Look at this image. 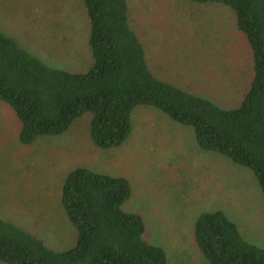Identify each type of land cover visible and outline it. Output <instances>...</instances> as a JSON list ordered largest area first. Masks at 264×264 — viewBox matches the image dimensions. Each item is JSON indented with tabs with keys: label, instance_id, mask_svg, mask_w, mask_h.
Segmentation results:
<instances>
[{
	"label": "rangeland",
	"instance_id": "rangeland-1",
	"mask_svg": "<svg viewBox=\"0 0 264 264\" xmlns=\"http://www.w3.org/2000/svg\"><path fill=\"white\" fill-rule=\"evenodd\" d=\"M127 1L154 74L223 107L239 104L248 88V62L237 57L243 84L234 91L229 81L236 73L210 36L229 29L230 13L179 0ZM0 27L50 65L73 73L89 67L87 26L74 0H0ZM91 117L85 114L60 136L21 146L20 124L0 103L2 219L53 250L71 249L76 235L60 207L61 186L73 168L84 166L128 180L131 195L122 210L143 218L144 241L162 248L170 264H209L194 240L203 212L222 211L246 241L264 249V197L248 169L201 150L190 127L148 106L134 110L124 145L98 150L88 136Z\"/></svg>",
	"mask_w": 264,
	"mask_h": 264
},
{
	"label": "trees",
	"instance_id": "trees-1",
	"mask_svg": "<svg viewBox=\"0 0 264 264\" xmlns=\"http://www.w3.org/2000/svg\"><path fill=\"white\" fill-rule=\"evenodd\" d=\"M179 1L218 6L232 15L225 33L211 30L210 36L217 38L214 51L225 54L223 63L236 73L229 81L234 91L243 81L237 57L248 62V88L237 106L223 107L154 74L127 0H74L87 26L85 72L46 63L0 27V103L20 124L19 144L60 136L91 114L92 145L116 149L132 134L134 110L153 107L190 127L201 150L248 169L264 197V0ZM130 195L127 179L73 168L62 183L60 207L75 231V245L53 250L0 217V264H170L162 248L144 241L143 218L122 210ZM194 240L209 264H264V249L246 241L222 211L200 214Z\"/></svg>",
	"mask_w": 264,
	"mask_h": 264
}]
</instances>
